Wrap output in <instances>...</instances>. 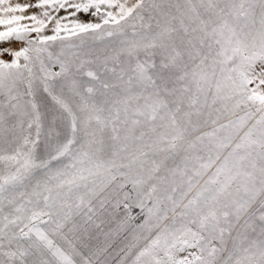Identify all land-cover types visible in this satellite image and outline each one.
Masks as SVG:
<instances>
[{"label":"snow or ice","instance_id":"6c2138e0","mask_svg":"<svg viewBox=\"0 0 264 264\" xmlns=\"http://www.w3.org/2000/svg\"><path fill=\"white\" fill-rule=\"evenodd\" d=\"M0 264H264V0H0Z\"/></svg>","mask_w":264,"mask_h":264}]
</instances>
